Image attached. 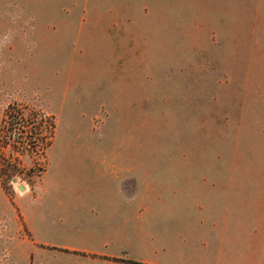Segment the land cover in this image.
I'll list each match as a JSON object with an SVG mask.
<instances>
[{
  "label": "rangeland",
  "instance_id": "rangeland-1",
  "mask_svg": "<svg viewBox=\"0 0 264 264\" xmlns=\"http://www.w3.org/2000/svg\"><path fill=\"white\" fill-rule=\"evenodd\" d=\"M46 22L61 31H0V125L10 104L47 120L43 150L0 180V264H93L26 222L72 203L122 233L107 264H264V82H223L239 78L207 50L211 31Z\"/></svg>",
  "mask_w": 264,
  "mask_h": 264
},
{
  "label": "crops",
  "instance_id": "crops-1",
  "mask_svg": "<svg viewBox=\"0 0 264 264\" xmlns=\"http://www.w3.org/2000/svg\"><path fill=\"white\" fill-rule=\"evenodd\" d=\"M83 4L71 2L76 12L69 16L64 0H0V31L27 19L36 21V31H61L60 24L44 21L66 19L90 20L94 31H211L207 50L234 63L225 65L224 76L239 78L223 82H264L253 79L264 78L258 62L264 58V0H89L85 12ZM31 212L25 219L36 242L77 251L93 264L108 263L104 255L122 234L108 218L94 219L76 203L39 205Z\"/></svg>",
  "mask_w": 264,
  "mask_h": 264
},
{
  "label": "trees",
  "instance_id": "trees-1",
  "mask_svg": "<svg viewBox=\"0 0 264 264\" xmlns=\"http://www.w3.org/2000/svg\"><path fill=\"white\" fill-rule=\"evenodd\" d=\"M46 123V119L37 121L24 117L17 104L8 105L0 125V180L3 183L20 176L23 168L19 154L43 150L45 135L41 130L47 127ZM7 150L17 156L10 157L6 154Z\"/></svg>",
  "mask_w": 264,
  "mask_h": 264
},
{
  "label": "water",
  "instance_id": "water-1",
  "mask_svg": "<svg viewBox=\"0 0 264 264\" xmlns=\"http://www.w3.org/2000/svg\"><path fill=\"white\" fill-rule=\"evenodd\" d=\"M13 181H15V179H14ZM20 188H21V189H23V186H22V185H20Z\"/></svg>",
  "mask_w": 264,
  "mask_h": 264
}]
</instances>
